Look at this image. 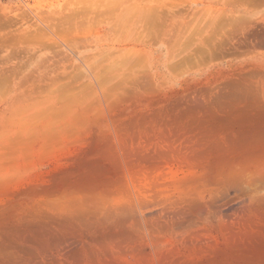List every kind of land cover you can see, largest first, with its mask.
Here are the masks:
<instances>
[{"label": "bare ground", "instance_id": "obj_1", "mask_svg": "<svg viewBox=\"0 0 264 264\" xmlns=\"http://www.w3.org/2000/svg\"><path fill=\"white\" fill-rule=\"evenodd\" d=\"M233 6L231 12L236 15L235 1ZM9 17L6 12L0 13V19L9 20ZM71 17L72 14L60 16L59 20L67 21ZM1 28L4 26L0 23ZM8 34L0 32V40ZM27 38L35 39L29 33ZM226 39L227 44L230 42L234 47L231 52L235 57L228 61L233 70L218 77L214 90L208 87L191 90L171 101L168 97L146 116L138 114L119 121L125 112L117 119V114L114 115V122L104 123L114 126L112 135L99 131V137H93V147L81 159L77 157L76 170L72 169L71 173L70 169L61 184L43 193L41 208L20 205L14 214H1L0 264H263L264 58L263 55L252 56L250 59L255 60V64L250 65L242 60L244 54L240 51L248 42L264 48V19L259 24L251 21L248 25L231 26ZM225 40H212V44H208L210 48L217 45L221 48ZM173 41L178 42L172 38L164 41V52L160 56L165 60L175 55ZM198 50L203 51L204 47ZM58 59L53 62L55 65L51 64V71L59 69ZM158 63L156 68H159ZM150 75L152 78L156 74ZM46 113V116L51 115ZM151 131L152 135L156 131L157 136L153 137ZM172 151L177 157L182 155L183 161L190 159L205 170V176L200 179L210 188L208 202L204 196L191 197V194L165 200V195L157 188L160 175L155 176V173ZM175 185L187 187L186 179L177 180ZM205 229L220 232L221 239H209L203 232ZM166 234L175 235L176 243L165 239Z\"/></svg>", "mask_w": 264, "mask_h": 264}, {"label": "rangeland", "instance_id": "obj_2", "mask_svg": "<svg viewBox=\"0 0 264 264\" xmlns=\"http://www.w3.org/2000/svg\"><path fill=\"white\" fill-rule=\"evenodd\" d=\"M234 1L240 16L232 15ZM1 12L11 16L9 20L0 19L4 26L0 32L9 33L0 40L3 43L0 46V215L9 216L18 212L20 205L41 208L44 194L61 184L70 169L71 172L77 168V157L81 159L93 147L92 141L99 137V131L112 135L114 126L106 127L104 123L114 122L116 114V119L119 115L123 116L119 121H126L138 114H152L153 108L160 107L167 99L171 101L191 90L207 87L214 90L218 77L233 70L228 61L235 57L231 52L234 47L230 42L227 44L226 33L234 25L262 22L264 0H0ZM70 14L72 17L67 21L59 20L60 16ZM28 33L35 39L27 38ZM170 38L178 42H172L175 55L165 60L160 55L164 52V41ZM221 38L226 39L225 45L210 48L208 42L212 44V40L218 42ZM253 44L248 42L240 51L244 54L242 60L250 65L255 64L250 59L252 56L264 58V48ZM203 47L209 51L204 53ZM55 59L59 69L55 67L51 71ZM86 60L91 61L87 64ZM150 74L156 75L151 78ZM152 101L158 103L153 105ZM45 113L51 115L47 117ZM152 136L156 137L157 132L153 131ZM169 157L155 173L160 175L157 188L165 200L191 194V197L204 196L208 202L210 188L200 179L205 176V170L190 159L183 161L182 155L177 157L173 151ZM56 176L59 182L55 181ZM182 179H186L187 187L175 185ZM185 190L188 192L183 194ZM147 194L144 195L149 199ZM10 207L16 209L12 211ZM209 230H202L209 239H221L220 232ZM169 234L164 238L172 239L175 244L177 237Z\"/></svg>", "mask_w": 264, "mask_h": 264}]
</instances>
